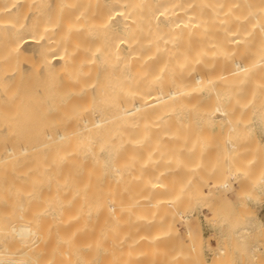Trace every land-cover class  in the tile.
<instances>
[{
	"label": "bare ground",
	"instance_id": "obj_1",
	"mask_svg": "<svg viewBox=\"0 0 264 264\" xmlns=\"http://www.w3.org/2000/svg\"><path fill=\"white\" fill-rule=\"evenodd\" d=\"M198 119L224 122L212 164ZM253 120L264 129V0H0V264H185L182 244L199 264L185 187L215 172L210 209L250 211Z\"/></svg>",
	"mask_w": 264,
	"mask_h": 264
},
{
	"label": "rangeland",
	"instance_id": "obj_2",
	"mask_svg": "<svg viewBox=\"0 0 264 264\" xmlns=\"http://www.w3.org/2000/svg\"><path fill=\"white\" fill-rule=\"evenodd\" d=\"M201 120H202V122H201ZM198 119V120H196L195 121V123H197L196 125L195 124H192L191 122H194V121H191L190 122V127H191V125H194V126H197V127H195V129L197 128L198 130L199 129H201V126L200 125H202V127H204L205 128V122H206V125L207 126H209V128H208V131H206V136H207V134H208V136H210V140H209V137L207 138V137H203V134H202V132H201V134H202V137L205 139H203L202 137H200V136H197L198 134L196 133L198 130L196 129H191V131L192 132H194V130L196 131V132H194L195 134H196V136L195 137H200L199 138V140L201 141V139H203V142H205V143H203L202 141V143H203V146H204V148L205 147H207V149H206V154L208 155V156H210L211 154H212V156L211 157H209V158H207L206 160L207 161H211L212 163H213V161H212V159L214 160L215 159V149H217V147H215V149H212V148H214V147H212L213 145L212 144H214V146L218 143V142H220V139H221V137L223 138L224 137V135L223 136H221L222 135V133L221 132H223L224 133V122H222L221 121V124L220 123H218L219 124V126H220V128H219V126H217L218 124L216 123V122H212V124H210V122L209 121H218V120H213V119H206V120H209V121H205V122H203L204 121V119ZM256 121H258V120H256ZM255 121V122H256ZM200 122V123H199ZM207 122H209V123H207ZM253 122H254V120H253ZM252 122V123H253ZM254 122V124H255V126H256V124H257V126L256 127H254V125L252 126L254 129H255V135H254V131H253V128H252V131L250 132H248V131H245V130H242V131H244V132H242L240 135H242L243 136V138H244V140H245V138H247V137H245L244 136V133L246 134V132H248V134L247 135H251V137H248V139L246 140V141H248L249 140V138H251L250 139V143H249V141H248V143L249 144H251V143H253V144H251V145H249L247 142H245L247 145H245V144H243V142H242V145H243V147L241 146V149L243 148L244 149V146H247L245 149H246V151H245V149H244V151H245V154L246 153H249V151L251 152V153H249L248 155L246 154V156H247V158L244 156V151H243V153L240 155L241 156V158H240V156H239V158H240V161L239 162H241L239 165H240V167L243 165V167H242V169L245 171V172H247L248 173V175H251L250 177H253V178H255L256 176V174H258V173H260V175H258V177H259V179L261 178V176H263V174H264V172L262 171V168H263V170H264V158H262L261 157V159H260V161H259V159H257V158H259L260 156H262V154H263V152L264 151H262V150H264V148L262 149V150H260L261 152L260 153H262L261 155H260V153H259V156L257 157V155L258 154H256L257 152H259L258 150L260 149V147H264V129H263V127L261 126V124L259 123V121L257 122V123H255ZM204 125H203V124ZM208 124H210V125H208ZM189 125H187V126H189ZM252 125V124H251ZM251 125H248V126H246V127H244V128H247V130H250V129H248V128H250L251 127ZM259 125V126H258ZM189 127V128H190ZM191 128H194L193 126L191 127ZM203 128V129H204ZM217 128H219V130H221V135L219 134V132H218V135H216V133L215 132H217ZM227 129V128H226ZM206 130V129H205ZM205 130H202L201 129V131H203V133L205 132ZM210 130V131H209ZM200 131V130H199ZM214 131V132H213ZM199 133V135H201L200 134V132H198ZM212 133H213V135H212ZM215 133V134H214ZM226 133V132H225ZM224 133V134H225ZM250 133V134H249ZM194 134V135H195ZM214 135H216L217 136V138L216 137H213ZM219 135L221 136L220 137V139H218L219 138ZM254 135V136H253ZM227 136V135H226ZM241 136V137H242ZM255 136L257 137V138H255ZM214 139H213V138ZM213 140H212V139ZM216 138V139H215ZM243 138L241 139V140H243ZM254 138H255V140H254ZM256 139L258 140V141H256ZM259 139H260V142H259ZM196 140V139H195ZM208 140L209 141H212V144H211V146L209 145L211 142H208ZM215 140V141H214ZM219 140V141H218ZM223 140V139H222ZM221 140V141H222ZM241 140H240V138H239V143H241ZM243 140V141H244ZM253 140H254V142H253ZM216 141H218V142H216ZM225 141V140H224ZM256 141V142H255ZM261 141L263 142V143H261ZM196 142V141H195ZM198 143L200 144V142L198 141ZM209 143V144H208ZM254 143H256V144H254ZM257 143H258V145H257ZM259 143L261 144V145H263V146H260L259 145ZM196 144H197V142H196ZM219 144V143H218ZM200 145H202V144H200ZM208 145L210 146L209 148H208ZM223 145H224V143H223ZM249 145V146H248ZM254 145V146H253ZM196 146V145H195ZM198 147H199V145H197ZM217 146V145H216ZM255 146H257L258 148H256ZM198 147H196V148H198ZM252 147H255V149H256V151H253L254 150V148H252ZM204 148H202L203 150H204ZM212 149V150H209V149ZM201 149V150H202ZM242 149V150H243ZM195 150V149H194ZM212 151V152H210V153H208V151ZM215 150V151H214ZM198 151H199V153L201 152V153H203L202 151H200L199 150V148H198ZM197 154H196V157H192V158H198V152L197 151H195ZM213 152H214V154H213ZM252 152H255V153H252ZM200 153V154H201ZM241 153V152H240ZM205 154V155H206ZM195 155V153L193 154V156ZM204 154H202V156H203ZM205 155H204V158H206V157H208L207 155H206V157H205ZM243 155V156H242ZM201 158H202V156L201 155H199ZM215 156V157H214ZM263 156H264V154H263ZM245 157V158H244ZM252 157V158H251ZM256 157V161H257V163H256V161H254L255 158ZM189 158H190V156H189ZM188 158V159H189ZM201 158L198 160V161H196L195 163H194V166H191V167H194V169H195V172H196V170H199L201 167H200V165L203 163L202 161H204V162H206V160H204V158H203V160L200 162L201 164H197V162H199L200 160H201ZM243 159V160H242ZM253 159V160H252ZM192 160V159H191ZM191 160H189V161H191ZM196 160V159H195ZM195 160H193V161H195ZM249 160V161H248ZM193 161L191 162V163H193ZM250 161H253L252 163H256V164H258V163H260L261 161L263 162V164H259V165H261L260 167L258 166V165H256V164H252L253 165V167H255V166H258V170H260L259 172H258V170H252L253 168H251V164L249 165V167L251 168V169H249L248 167H247V165L250 163ZM259 161V162H258ZM208 162V163H209ZM210 162V163H211ZM242 162H243V164H242ZM244 162H247V164L245 163L244 164ZM249 162V163H248ZM190 163V164H191ZM207 163V166H206V168L207 167H209V165H210V170H212L213 169V171H215V165H214V167H213V165H212V169H211V164H208ZM214 163H215V161H214ZM204 164H206V163H204ZM203 164V165H204ZM193 165V164H192ZM195 165H199L198 166V169H197V167L195 166ZM200 167V168H199ZM203 167V166H202ZM262 167V168H261ZM205 168V169H206ZM202 169V168H201ZM200 169V170H201ZM248 169L249 170H252V171H255V172H253V176H252V174H251V171L250 172H248ZM256 169V168H255ZM199 170V172H198V177L200 176V172H201V175L202 174H204V179H207V176H208V180H207V183H206V186L205 187H202V189L200 188V184H198L199 185V187H198V185H197V187H195V189H198V191L196 192L195 191V189L194 188H192V186L190 187V185L187 187V188H190V190L188 191V189L185 187V190L187 191L186 193V197H185V199L183 200V206H181V209L184 211V213L185 214H187L188 216H189V219H188V221H189V223H190V226L196 231L197 230V232L200 234H202V236H203V241L202 242H200V243H198L200 246H198V244H197V246L195 247V248H198V249H196V250H200V251H198V253H199V255L197 254L196 256V258L197 259H195V261H198L200 258L203 260H205V261H202L201 262V259L199 260V264H207V263H211V264H214V261L216 262V264L218 263L217 262V260L218 261H221V262H223L224 264H255V262H257V261H260V259H261V261H263L264 262V260H262V259H264V185H259V184H264V182H260V183H258L259 181V179L256 177V179H257V182H256V179L254 180V181H252V180H250V184H249V189H248V192L250 193V199H247L248 201V206H249V210L250 211H252V209H253V211L252 212H254V214H249L248 212H250V211H248V210H245L244 212H246V213H244L243 211H240L239 212V215H237V216H240V218L241 219H239V217H237L236 219H239L238 221L234 218V217H232L233 216V212H230L231 210H232V206L230 205V204H228V203H224L225 204V207L227 208V209H229V207H230V209L229 210H227V209H225V208H223V211H221V212H218L217 214L216 213H214L211 209H210V207L212 206L211 204L213 203V201L212 200H214L215 202H220V200L224 197V193H223V191H218L214 186H212L210 183L213 181V178H214V176H213V178H212V176H211V174H214L215 172H213L212 173V171H211V174L209 173V175H207L206 176V174H208L207 173V171H205L204 170V168H203V170H201L200 171ZM207 170H209V168L207 169ZM203 171V172H202ZM188 172V171H187ZM187 172H186V175L187 176H185V177H187V178H189L190 176H191V174L194 172H192V171H190L189 173H191V174H187ZM194 172V173H195ZM258 172V173H257ZM261 172H263V174L261 173ZM197 173V172H196ZM206 173V174H205ZM246 173V174H247ZM250 173V174H249ZM254 173H256V174H254ZM182 175V174H181ZM196 175V174H195ZM189 176V177H188ZM193 176V175H192ZM169 178H171V177H169ZM169 178H167V180L169 179ZM187 178H183V180H185L184 182H188V180H187ZM194 178V184H195V182L196 183H198V181H196L195 180V177H193ZM197 178V177H196ZM249 178V177H248ZM200 178H198L197 180H199ZM201 179H203V176L201 177ZM246 179H247V177H246ZM171 180H173V179H169L168 180V182L169 181H171ZM187 180V181H186ZM248 180V179H247ZM200 181V180H199ZM202 181V180H201ZM201 181L199 182V183H201ZM204 182L206 181V180H203ZM182 183V185L183 184H186V183ZM252 182V183H251ZM254 182H256V185L258 186H256L255 185V183ZM247 183H248V181H247ZM258 183V184H257ZM180 184H181V182H180ZM202 184V183H201ZM252 185L254 186V187H252ZM202 186V185H201ZM204 186V185H203ZM259 186H261L260 188H259ZM254 188V189H253ZM259 188V189H258ZM194 189V190H193ZM250 189H251V191H250ZM256 189V191H254ZM191 190H193V192L195 191V193H193ZM199 190H200V192H203L204 190V193L206 194L205 196H207L208 197V194L206 193V192H209L210 193V197L209 198H211L210 199V201L212 202V203H210V206H209V204H207V202L209 201L208 199L209 198H207L206 200H205V197H204V199H203V197H201V196H204V195H201L200 194V192H199ZM202 190V191H201ZM191 191V192H190ZM253 191V192H252ZM189 192V193H188ZM252 192V193H251ZM198 193V194H197ZM204 193H202V194H204ZM257 195H256V194ZM199 194L201 195V196H199ZM257 197V198H256ZM204 200H205V203L203 204V202H204ZM246 200V199H245ZM202 204L204 205V206H202ZM224 204H222V206L224 205ZM226 204H228V205H226ZM206 206H208L209 207V210H208V207L206 208ZM216 206V205H215ZM215 206L213 205V207L215 208ZM219 206V205H218ZM217 206V207H218ZM221 206V207H222ZM238 206H240V205H237L236 207H238ZM216 207V208H217ZM242 207V206H241ZM240 207V208H241ZM206 210H205V209ZM220 208V207H219ZM218 208V209H219ZM250 208H252V209H250ZM221 209V208H220ZM202 210V211H201ZM206 212H208V213H206ZM251 212V213H252ZM248 213V215L246 216V214ZM206 214V215H205ZM209 216V220L207 219V217ZM257 216V217H256ZM206 217V218H205ZM217 217H219L218 219H220V218H225V221L223 220V223H225L224 225H223V227H224V230H222V222L221 223H219V220L217 219ZM250 217V218H249ZM252 217V218H251ZM253 217L255 218V219H257V220H253ZM245 218V219H244ZM250 219H252L253 221H251ZM241 220V221H240ZM246 220V221H245ZM245 221V222H244ZM248 221H250V224H248L249 222ZM178 224H179V226L181 227L182 226V228L184 227V223H183V218L182 219H178ZM242 222V223H241ZM248 222V223H247ZM252 222H253V224H252ZM247 223V224H246ZM182 224V225H181ZM219 224H221L220 226L222 227H219ZM244 224V225H243ZM253 225V226H252ZM243 226V228L242 229H240V227H242ZM252 227V228H251ZM201 231V232H199V231ZM221 230V232L219 233V231ZM240 231V232H239ZM221 234V235H220ZM242 234H244L243 236H241ZM201 239V240H202ZM184 248V249H182V247ZM178 249H177V247H175L178 251H179V249H180V251H182V252H180L181 253V255H188V254H190V255H188L189 257L193 254L192 252L194 251H192L191 253H190V249H189V247H188V250H190V251H186V249H185V246H186V244H182ZM189 246V245H188ZM193 247V246H192ZM192 247H190V248H192ZM220 247H225L224 249H226V251L225 252H221V254H219V253H214V252H216V251H218V249L220 248ZM194 248V247H193ZM194 248V249H195ZM200 248V249H199ZM171 250V249H170ZM169 250V251H170ZM214 250V251H213ZM168 251V252H169ZM175 252L176 250H172L171 252ZM171 252H169V254H171ZM186 252V253H185ZM189 252V253H188ZM185 253V254H184ZM197 252L195 251V253L192 255L193 257H194V255L196 254ZM213 253L215 254V255H213ZM168 254V255H169ZM216 254H219L218 256L216 255ZM187 256V257H188ZM199 256H201V257H199ZM188 257V260L187 259H185V261H184V258L182 257V259H183V263L184 262H187V263H185V264H188V261L189 260H191L190 258ZM215 257V258H214ZM214 259H216V260H214ZM187 260V261H186ZM207 260V261H206ZM212 260H214V261H212ZM194 260H192V263L194 262V263H196ZM213 263H212V262ZM191 262V261H190ZM189 262V263H190ZM258 263H260V262H257L256 264H258ZM191 264V263H190ZM196 264H198V263H196ZM219 264V263H218ZM260 264H262V262L260 263ZM264 264V263H263Z\"/></svg>",
	"mask_w": 264,
	"mask_h": 264
}]
</instances>
